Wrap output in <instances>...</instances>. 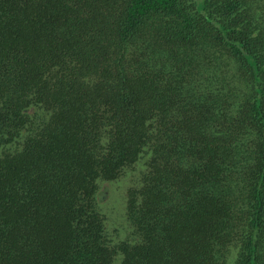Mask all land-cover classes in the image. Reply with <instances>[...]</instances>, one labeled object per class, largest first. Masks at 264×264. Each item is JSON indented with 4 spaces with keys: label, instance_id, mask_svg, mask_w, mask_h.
<instances>
[{
    "label": "trees",
    "instance_id": "1",
    "mask_svg": "<svg viewBox=\"0 0 264 264\" xmlns=\"http://www.w3.org/2000/svg\"><path fill=\"white\" fill-rule=\"evenodd\" d=\"M139 162L111 242L103 184ZM233 245L264 264L245 0H0V264H225Z\"/></svg>",
    "mask_w": 264,
    "mask_h": 264
},
{
    "label": "rangeland",
    "instance_id": "2",
    "mask_svg": "<svg viewBox=\"0 0 264 264\" xmlns=\"http://www.w3.org/2000/svg\"><path fill=\"white\" fill-rule=\"evenodd\" d=\"M256 24L264 29V0H245ZM144 162H139L123 172L115 181L105 182L103 191L106 196L101 204L102 212L105 215V229L109 241L116 242L122 238H128L133 231L132 225L127 221L124 214V197L126 188L135 183ZM135 234V233H134ZM237 247L230 246L226 253L225 264H232Z\"/></svg>",
    "mask_w": 264,
    "mask_h": 264
}]
</instances>
